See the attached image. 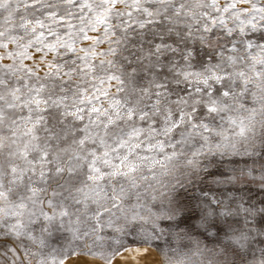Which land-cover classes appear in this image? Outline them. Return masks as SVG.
I'll return each instance as SVG.
<instances>
[{
	"label": "rangeland",
	"instance_id": "obj_1",
	"mask_svg": "<svg viewBox=\"0 0 264 264\" xmlns=\"http://www.w3.org/2000/svg\"><path fill=\"white\" fill-rule=\"evenodd\" d=\"M0 264H264V0H0Z\"/></svg>",
	"mask_w": 264,
	"mask_h": 264
}]
</instances>
